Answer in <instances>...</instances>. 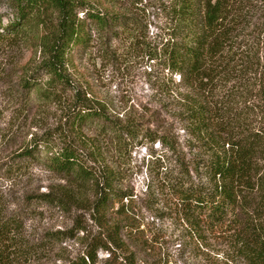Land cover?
Instances as JSON below:
<instances>
[{
	"label": "trees",
	"instance_id": "trees-1",
	"mask_svg": "<svg viewBox=\"0 0 264 264\" xmlns=\"http://www.w3.org/2000/svg\"><path fill=\"white\" fill-rule=\"evenodd\" d=\"M5 1L13 18L2 25L0 15V50L33 54L18 76L20 102L35 98L37 105H56L60 115L56 127L24 141L4 172L12 184L40 162L66 184L27 200L86 212L97 229L91 234L80 212L69 228L29 240L22 233L24 210L10 211L0 191V264H32L42 255L51 261L54 244L78 233L79 253L60 255L57 264H97L100 251L108 253L102 264H169L165 237L134 223L131 194L117 187L112 167L99 163L100 138L78 134L95 121L114 149L147 140L174 153L178 144L163 123L151 128L143 116L110 115L88 92L75 89L68 69L76 47L93 40L106 45L136 19L89 0ZM161 11L166 33L157 43L144 29L129 32L140 55L160 67L155 82L162 106L186 132L189 147L203 155L194 171L201 170L204 180L195 182L187 169L186 177L163 179L173 196L179 237L218 232L231 246L223 264H264V0H170ZM151 251L156 259L148 262L144 256Z\"/></svg>",
	"mask_w": 264,
	"mask_h": 264
},
{
	"label": "rangeland",
	"instance_id": "rangeland-1",
	"mask_svg": "<svg viewBox=\"0 0 264 264\" xmlns=\"http://www.w3.org/2000/svg\"><path fill=\"white\" fill-rule=\"evenodd\" d=\"M89 1L96 8L116 11L128 17L132 15L136 20L133 26L126 24V31L121 35H111L106 45L93 40L87 47L79 46L71 52L72 64L68 69L75 89L88 92L87 96L101 102L112 116H143L151 128L163 123L171 131L178 146L176 152L172 153L158 141L153 143L144 140L141 143L135 141L126 149H114L108 138L101 135L95 121L84 125L78 136L100 138L103 153L97 157L99 163L112 167L116 171L117 187L131 194L128 207L135 217L134 223L149 235L156 232L157 238L165 237L164 256L169 264H223L225 253L231 255V246L218 232H200L201 236L192 240L191 237H179L181 225L173 208L171 190L168 184L163 183V179L171 181L173 178L186 177L184 171L187 169L195 182L204 180L201 170L199 173L194 171L203 155L196 153L198 148L189 147L186 132L173 121L170 110L162 106L155 82L160 67L140 55L137 42L129 32V28L134 26L144 29L148 39L157 43L166 33L165 15L161 9L170 0ZM0 15L2 25L13 18V11L5 0L0 1ZM127 22L131 23L130 20ZM39 56L37 52V62ZM32 58L30 50L9 47L0 50V191L6 196L10 211L24 210L22 233L29 240H36L55 230L69 228L73 217L81 211L71 208L69 212H63L41 200H27L54 192L66 184L62 176L51 173L40 162L32 163L21 179L12 184L11 178L4 172L6 162L24 141L29 140L31 134L41 136L47 129L56 127L60 115L56 105H37L35 98L29 103L20 102L18 76L21 67ZM124 202L127 203L126 200ZM81 213L91 234L95 233L97 228L88 220V213ZM79 235L82 233L56 242L51 261L48 256L42 255L34 257L32 264H57L62 263L60 255L75 256L81 248L76 239ZM154 253L149 252L144 259L148 262L155 260ZM107 256L108 253L100 251L97 264L107 261ZM110 263L125 264L120 259H113Z\"/></svg>",
	"mask_w": 264,
	"mask_h": 264
}]
</instances>
